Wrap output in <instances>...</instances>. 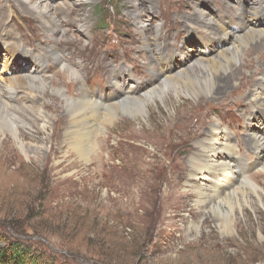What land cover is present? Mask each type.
I'll list each match as a JSON object with an SVG mask.
<instances>
[{
	"label": "rangeland",
	"instance_id": "1",
	"mask_svg": "<svg viewBox=\"0 0 264 264\" xmlns=\"http://www.w3.org/2000/svg\"><path fill=\"white\" fill-rule=\"evenodd\" d=\"M46 3L53 13L62 4L74 7L69 13L57 12L63 31L60 35L53 30V41L67 64L82 69L80 81L102 105L119 91L115 79L125 92L137 87L136 95L159 83L163 72L155 62L153 68L147 65L148 47H156L161 62L170 55V62L162 65L165 70L173 63L184 67L188 56L191 62L198 55L215 56L220 32L210 36L202 31L198 21H192L195 14H210L238 34L234 15L252 6L247 0ZM26 5L27 0H0L4 27L17 38L0 37V75L37 74L55 84L71 82L59 64L48 62L43 74L34 61H25L18 44L32 56L45 52L46 40L53 44L35 14L24 13ZM258 21L264 26V18ZM12 47L18 53L8 56L11 61L3 73L6 48ZM246 58L254 62L247 76H254L261 58ZM249 83L213 104L186 99L170 89L163 101L156 98L149 104L147 114L112 112L113 121L99 123L88 163L71 145L62 144L63 123L55 126L52 121V128L38 124L20 145L10 138L0 158V235L28 242L37 251H51L56 264H264V174L250 165L257 153L246 142L249 133L264 134V106L253 109L242 99ZM59 87L68 97L81 96L71 90L72 84ZM215 121L231 131L237 156L250 165L240 169L262 188V202L250 195L240 205L224 203L213 213L198 206L195 195L184 187L185 164L198 149V136ZM53 127L58 137L51 148ZM4 139L0 134V150ZM200 177L195 185H210Z\"/></svg>",
	"mask_w": 264,
	"mask_h": 264
},
{
	"label": "bare ground",
	"instance_id": "2",
	"mask_svg": "<svg viewBox=\"0 0 264 264\" xmlns=\"http://www.w3.org/2000/svg\"><path fill=\"white\" fill-rule=\"evenodd\" d=\"M250 1L252 3L251 8L246 6L243 9L239 8V13L234 15L240 24L241 33L238 34L234 33L232 27H224L213 16L211 17L210 14L203 11H200V14H195L193 19L191 18L192 21H198L199 28L204 32H209L210 36H215L216 32L221 33H219L220 36L218 35L221 39L219 41L221 46L216 49L215 56L203 59L201 55H198L192 62L189 61L188 56V63L184 67H178L173 63L168 65L165 70L162 65L165 62H170L171 58L169 61L166 60L169 59L170 55L161 62L163 56L156 55V47H148L147 52L150 56L146 57L147 65L153 68L152 62H155L154 67L159 66V72H163L159 83H153L155 87L142 95H136L139 92L137 87L125 92L118 79H115L114 83L119 87V91H116L115 97L110 99L106 105H102L90 97L84 88V84L80 81L82 69L76 68L70 63L67 64L59 50V44L53 41V35L63 31L59 18L56 17L57 12L69 13L74 7L71 9L68 4H62L53 13L52 7L46 3V0H27L28 6H24L22 10L28 15L31 14L28 12L29 10L35 14V20L40 22L42 30L53 44L46 40V46L43 47L45 52L34 56L18 44L19 50L24 52L25 61H34L36 69L41 73L44 72V66H47L48 62L59 64L64 68L63 72L72 77V81H59L55 84L50 82V78L37 74L35 76L13 75L11 77L0 75V134L5 136L2 141L4 148L0 150V158L2 153H5L6 146L11 142L10 138L20 145L25 140V134L31 135L32 130L38 124H41L43 128L47 126L52 128L54 122L55 126L57 123L58 126L60 123L64 124V134L61 137L62 144L71 145L75 152L88 163V158L95 150L96 139L100 132L99 123L105 126L109 119L110 121L114 119L111 116L112 112L121 109H125L134 115L147 114L149 104L155 103L156 98L163 101L170 89L176 93H182L186 99L194 98L213 104L221 98H226L231 92L244 89L248 81L250 82L248 84L249 91L242 95V99L253 109L264 106V97H262L264 96V63H262L264 26L258 21L264 18V0H247V2ZM239 5L243 6L242 4ZM0 8V37L5 36L14 41V38L17 39L14 37L16 33L14 34L4 27L6 13L3 11L4 8ZM137 9L139 10V8ZM12 14L14 15V12ZM137 21L141 25L144 24L140 16H138ZM53 30L54 34L52 33ZM209 40H211L210 37ZM210 42H207L205 46H208ZM6 53L3 73L11 61L8 56L18 53V48L17 50L14 47L6 48ZM172 54L175 55V53ZM247 55L252 56V58L259 55L261 58L258 69L255 71L256 74L250 77L247 74L253 68L254 62L247 61ZM237 80H239V84L236 83ZM61 83L63 86L72 84L71 90L77 91L76 93L81 95L80 98L66 96L64 90L59 89ZM249 129L251 130V128ZM56 137L58 135L55 132V127H53L50 139L51 148L55 145ZM198 138L199 141L196 143L198 149L194 151L185 164L188 176L183 182L184 187L195 195L197 205L214 213L216 210H221L222 204L225 203L229 207L232 204L234 206L240 205L242 200H246L250 195L256 196L259 202H262L263 198L259 192L262 188L255 183L252 177L245 176L246 174L241 171L240 166L253 164L252 166L264 174V134L260 135L253 132L248 135L247 145L252 152L257 153L255 162L250 165H248L246 158L237 156L231 131L223 127L219 121L213 122L209 130H203L202 135ZM52 154V149H50L46 157L50 159ZM198 177L208 180L210 185L205 187L195 185ZM246 187L247 189H245ZM231 212L234 214L232 208ZM192 225L194 226V223Z\"/></svg>",
	"mask_w": 264,
	"mask_h": 264
},
{
	"label": "trees",
	"instance_id": "3",
	"mask_svg": "<svg viewBox=\"0 0 264 264\" xmlns=\"http://www.w3.org/2000/svg\"><path fill=\"white\" fill-rule=\"evenodd\" d=\"M28 242L0 235V264H56L51 251L41 252ZM66 264V263H62Z\"/></svg>",
	"mask_w": 264,
	"mask_h": 264
}]
</instances>
